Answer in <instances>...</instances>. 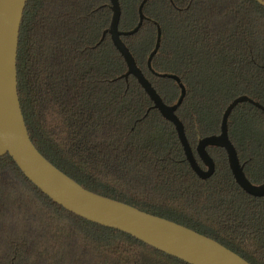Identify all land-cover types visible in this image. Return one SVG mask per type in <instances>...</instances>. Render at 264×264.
Returning a JSON list of instances; mask_svg holds the SVG:
<instances>
[{
  "label": "trees",
  "instance_id": "obj_1",
  "mask_svg": "<svg viewBox=\"0 0 264 264\" xmlns=\"http://www.w3.org/2000/svg\"><path fill=\"white\" fill-rule=\"evenodd\" d=\"M143 0H119L122 33ZM264 1V0H263ZM139 31L122 41L197 145L219 135L227 106L248 96L264 107V6L257 0H148ZM110 0H28L19 35L18 95L32 143L86 190L209 237L264 264V197L235 181L222 147L202 180L174 125L154 108L107 33ZM158 27L161 46L155 48ZM247 179L264 183V112L243 102L228 119ZM0 264H188L51 200L9 155L0 157Z\"/></svg>",
  "mask_w": 264,
  "mask_h": 264
},
{
  "label": "water",
  "instance_id": "obj_2",
  "mask_svg": "<svg viewBox=\"0 0 264 264\" xmlns=\"http://www.w3.org/2000/svg\"><path fill=\"white\" fill-rule=\"evenodd\" d=\"M27 1L0 0V157L9 155L25 177L42 193L68 212L92 223L131 235L188 264H250L217 241L194 230L86 190L53 166L37 150L29 136L18 95L17 55ZM147 1L143 0L139 7L140 21L137 27L133 31L122 33L119 30L120 2L110 0L113 18L107 33L127 64L128 72L125 77H135L153 101L154 108L174 125L186 159L200 179L206 180L215 172V163L207 152V147H222L227 153L236 183L249 195L264 197V183L256 186L247 179L228 133V119L236 106L247 102L263 112L264 107L245 95L234 99L223 114L220 134L205 137L197 145V154L206 169L201 168L186 137L184 125L176 115L185 99V85L179 77L166 74L165 77L174 79L180 85L181 97L175 105L164 103L122 41L123 35L135 34L141 28L145 20L143 8ZM257 1L264 6L263 0ZM161 41L162 32L158 27L156 45L148 59L149 66L160 49Z\"/></svg>",
  "mask_w": 264,
  "mask_h": 264
}]
</instances>
